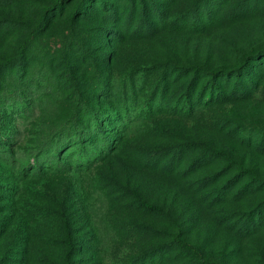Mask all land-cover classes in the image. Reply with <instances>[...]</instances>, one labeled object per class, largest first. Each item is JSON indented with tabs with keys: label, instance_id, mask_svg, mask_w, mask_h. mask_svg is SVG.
<instances>
[{
	"label": "rangeland",
	"instance_id": "obj_1",
	"mask_svg": "<svg viewBox=\"0 0 264 264\" xmlns=\"http://www.w3.org/2000/svg\"><path fill=\"white\" fill-rule=\"evenodd\" d=\"M0 148V264H264V0H0Z\"/></svg>",
	"mask_w": 264,
	"mask_h": 264
},
{
	"label": "trees",
	"instance_id": "obj_2",
	"mask_svg": "<svg viewBox=\"0 0 264 264\" xmlns=\"http://www.w3.org/2000/svg\"><path fill=\"white\" fill-rule=\"evenodd\" d=\"M59 3V2H57ZM44 22V16L39 20V25L42 24ZM151 25V24H149ZM28 42V39H25L23 40L22 43L19 44V50L23 49L24 48V44H26ZM207 91H206V94H209L210 92L212 91H216V90H219L220 88V85L216 82V79L215 78H212L210 76V79L208 81V84H207ZM185 99H188V97H186ZM97 116H103L104 119L108 120L109 118H111V115H115L114 113H112V111H108L107 114H103L102 112H98V111H95L94 112ZM116 116V115H115ZM117 117V116H116ZM95 118V117H94ZM96 119V118H95ZM118 119H120L118 117ZM121 122L123 123V121L121 120ZM96 128H100V125H96L95 126ZM190 145L193 144V142H189ZM1 149V148H0ZM5 149H2V151H4ZM213 151H219V150H213ZM56 156H57V153H56ZM263 201V200H262ZM146 207L148 208H151L153 206H151L150 204H145ZM172 239L173 241L177 242L178 243V246L182 247L184 250H197L195 247H190L189 245L185 244L183 240H181V238L178 237V234H173L172 235Z\"/></svg>",
	"mask_w": 264,
	"mask_h": 264
}]
</instances>
